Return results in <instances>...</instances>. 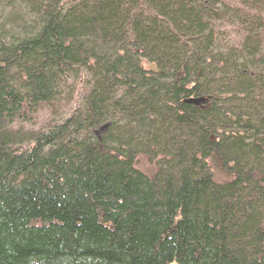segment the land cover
<instances>
[{"label":"trees","instance_id":"16d2710c","mask_svg":"<svg viewBox=\"0 0 264 264\" xmlns=\"http://www.w3.org/2000/svg\"><path fill=\"white\" fill-rule=\"evenodd\" d=\"M0 264H264V0H0Z\"/></svg>","mask_w":264,"mask_h":264}]
</instances>
